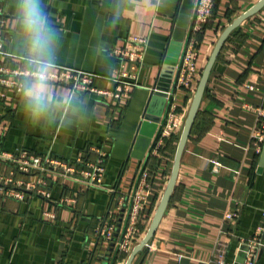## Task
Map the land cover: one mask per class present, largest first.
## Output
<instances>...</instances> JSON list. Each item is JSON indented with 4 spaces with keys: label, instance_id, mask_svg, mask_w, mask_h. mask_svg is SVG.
<instances>
[{
    "label": "crops",
    "instance_id": "0c3cea01",
    "mask_svg": "<svg viewBox=\"0 0 264 264\" xmlns=\"http://www.w3.org/2000/svg\"><path fill=\"white\" fill-rule=\"evenodd\" d=\"M193 1L39 0L52 33L48 74L59 66L73 68L95 74L96 87L114 92L111 78L120 65L115 50L131 37L148 39V48L137 73L140 87L129 98L85 93L68 82L51 80L40 110L29 107L24 89L6 90V97L0 98V156L52 154L76 164L79 159L96 161L97 150L107 154L101 188L55 177L50 179L51 199L25 192L19 200L0 190V264H126L128 256H118L114 243L128 216V202L118 210L120 200L142 171L149 172L152 186L138 244L167 188L181 135L157 148L161 126L173 103L186 120L195 93L174 87L176 69L168 81V67L177 68L191 33ZM258 1L216 0L213 16L198 36L201 74L224 29ZM20 3L5 1L6 23L0 34L10 64L31 69ZM166 84L171 86L162 104L163 96L155 90ZM153 96L159 98L154 103ZM262 106L264 8L231 34L215 62L171 202L154 237L132 264H210L219 252L230 264L245 261L247 242L264 223L263 152L257 154L252 147ZM159 111L155 136L141 138L145 116ZM6 171L0 159V172ZM27 175L18 178L36 179ZM67 198L76 202L61 204ZM104 223L115 227L110 241L98 233ZM257 264H264V247Z\"/></svg>",
    "mask_w": 264,
    "mask_h": 264
},
{
    "label": "built area",
    "instance_id": "2783aa9c",
    "mask_svg": "<svg viewBox=\"0 0 264 264\" xmlns=\"http://www.w3.org/2000/svg\"><path fill=\"white\" fill-rule=\"evenodd\" d=\"M0 0V29L6 23L4 3ZM216 0H194V13L191 23V33L186 43L182 59L176 68L177 76L175 88H181L195 92L201 73L197 67L198 36L205 25L212 18ZM148 48V39L131 37L126 46L115 50V55L120 59V65L111 78L116 84V91L111 92L99 89L95 86V74L86 73L73 68L59 66L52 74H48L47 80L57 83L68 82L74 89L85 93H95L103 96H111L121 100L129 98L134 89L140 87L137 82L138 69L145 60ZM0 98L6 97V90L13 89L16 93L23 92L24 83L32 75L30 69L15 67L10 64L9 56L3 49V38L0 34ZM2 89V90H1ZM169 95V93H168ZM257 122L252 135V147L257 154L264 151V106L257 109ZM185 123V116L178 111L175 103L171 104L167 117L161 126L158 135L157 148H162L167 140L180 133ZM97 160L82 163L77 160L76 164L66 162L52 154L37 155L31 152H22L19 155L3 154L0 159L9 167V173L0 172V190L7 196L22 200L25 192H31L36 196L51 199L50 179L62 178L89 187L101 188L105 173L107 154L97 150ZM216 167L221 164L213 161ZM17 173L36 176V179L18 178ZM152 186V177L149 172L142 171L136 178L131 192L122 198L118 207L121 210L128 202L127 222L124 226L118 248L121 252L128 253L139 240V225L147 203V197ZM73 198L63 199L61 204H74ZM231 218V215H227ZM103 240L110 241L115 232V227L104 223L98 230ZM248 251L242 264H257L260 249L264 247V223L256 230L255 235L247 242ZM210 264H230L223 253L219 252Z\"/></svg>",
    "mask_w": 264,
    "mask_h": 264
},
{
    "label": "water",
    "instance_id": "95a60500",
    "mask_svg": "<svg viewBox=\"0 0 264 264\" xmlns=\"http://www.w3.org/2000/svg\"><path fill=\"white\" fill-rule=\"evenodd\" d=\"M193 5H194V1H193ZM263 8H264V0H259L250 9H248L247 11L242 13L235 20H233L232 23L229 24L224 29V31L222 32V34L218 38V40L215 44V47L211 53V56L209 57L207 64L202 71L200 80H199L197 88L195 90V93H194V96H193V99H192V102H191V105L189 108V112L187 114L183 129H182V132H181V135L179 138V142H178L175 157H174L173 168H172V172H171V176H170V180L168 182L167 188H166V190L163 194V197L159 203V206L156 210V213L154 215V218L150 224L148 231L146 232L143 239L133 248L129 257L127 258L126 264H132L135 257L148 246V244L150 243V241L154 237L155 232H156L160 222L162 221V219L165 215V212H166V210H167V208L171 202V199H172L175 187H176L177 179L179 176V170H180L182 157H183L184 151L186 149L187 143L190 139L192 129H193L195 122H196V119L198 117V114H199V111L201 108V104H202V101H203V98H204V95H205V92L207 89V85H208L213 67L215 65V62L217 61L220 53L222 52V50H223L226 42L228 41L229 37L231 36V34L236 29H238L245 21H247L251 17L258 14ZM168 68L171 69L168 81H171L170 79L171 78L173 79V77H172L173 74L171 75V73H173L176 68H174V66L172 68L171 67H168ZM165 86L166 87H164V88L159 87L155 90V94L163 96V98H161L159 100L162 102V104L167 103V100H166L167 92H169L171 84L170 85L166 84ZM158 99L159 98L157 96H153L152 103L156 102ZM148 112L151 113V109H149ZM159 114H160V111L157 112L156 114L152 115V116H150L149 114H147L145 116V119H144L142 127H141V131H140V136H142L141 138L151 140V138H153L155 136V134L158 130V123L160 122V117H159L160 115ZM263 166H264V151H263L262 158H261L260 169ZM118 232H119V230H117V233H116L115 238H114V242L117 239Z\"/></svg>",
    "mask_w": 264,
    "mask_h": 264
},
{
    "label": "clouds",
    "instance_id": "9594fccd",
    "mask_svg": "<svg viewBox=\"0 0 264 264\" xmlns=\"http://www.w3.org/2000/svg\"><path fill=\"white\" fill-rule=\"evenodd\" d=\"M19 16L26 34L32 75L24 88L29 107L40 110L46 102L48 69L52 63V33L47 27L39 0H21Z\"/></svg>",
    "mask_w": 264,
    "mask_h": 264
},
{
    "label": "rangeland",
    "instance_id": "374dc122",
    "mask_svg": "<svg viewBox=\"0 0 264 264\" xmlns=\"http://www.w3.org/2000/svg\"><path fill=\"white\" fill-rule=\"evenodd\" d=\"M181 132H182V131H181ZM114 243H115L117 249L119 250L118 245L120 244V240L116 239V242H114ZM136 245H137V244H136ZM136 245H134V246L131 248V250L128 251V253H126V252H123V253H125V254L129 257L131 251L133 250V248H134Z\"/></svg>",
    "mask_w": 264,
    "mask_h": 264
},
{
    "label": "trees",
    "instance_id": "16d2710c",
    "mask_svg": "<svg viewBox=\"0 0 264 264\" xmlns=\"http://www.w3.org/2000/svg\"><path fill=\"white\" fill-rule=\"evenodd\" d=\"M6 173H9V167L7 166V171H6ZM19 174H21V173H17V175L19 176ZM22 175L24 176V175H27V174H24V173H22ZM27 176H30V175H27ZM117 254H118V256H119V254H124V255H126L125 253H123V252H121L120 250H118L117 249Z\"/></svg>",
    "mask_w": 264,
    "mask_h": 264
}]
</instances>
